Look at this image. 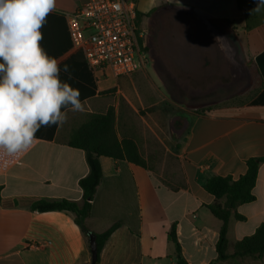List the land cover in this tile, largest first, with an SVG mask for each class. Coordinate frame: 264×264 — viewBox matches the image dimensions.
I'll use <instances>...</instances> for the list:
<instances>
[{"label":"crops","instance_id":"1","mask_svg":"<svg viewBox=\"0 0 264 264\" xmlns=\"http://www.w3.org/2000/svg\"><path fill=\"white\" fill-rule=\"evenodd\" d=\"M86 1L57 0L56 10L42 28V47L61 62V79L79 89L84 110H65L67 122L56 125L52 139L45 136L52 125L41 127L36 143L18 163L0 166V264H92L89 236L72 213H41L33 211L32 205L38 199L83 203L79 182L89 167L85 152L69 147L68 139L91 114H104L109 108L117 115L119 138L136 142L147 167L100 158L103 179L86 226L92 234L118 226L96 264H177L179 257L169 240L174 225L181 258L187 264H264V256L217 260L222 222L207 208L215 198L205 189L209 178L237 180L246 173L248 159L264 157L263 79L247 104L213 106L185 115L167 112L163 90L148 83L141 67L129 76L116 77L111 71L96 74L83 53L72 47L65 15ZM135 1L138 23L145 32L153 31L163 15L169 20L165 31L177 19L192 18L207 29L210 20L226 19L235 32H245L246 12L237 0ZM165 35L166 60L175 69L191 77L213 75L223 54L210 30L208 36L178 38L175 47ZM64 65L69 66L71 79L63 72ZM142 78L144 84L138 83ZM259 100L263 102L253 105ZM172 120L174 131L170 130ZM253 193L256 200L234 212L245 220L234 215L229 222V255L236 243L264 224V163Z\"/></svg>","mask_w":264,"mask_h":264},{"label":"trees","instance_id":"2","mask_svg":"<svg viewBox=\"0 0 264 264\" xmlns=\"http://www.w3.org/2000/svg\"><path fill=\"white\" fill-rule=\"evenodd\" d=\"M237 3L238 7L246 12L245 34L248 51L264 83V4L258 3V0H237ZM257 8L258 10H256ZM210 22L224 33L236 35L231 21L212 19ZM262 102L260 100L255 101L253 105H259ZM55 129L56 125H52L45 136L52 139ZM68 146L81 150L86 155L89 173L79 182L83 191V203L78 204L67 199H38L33 203L32 210L41 213L70 212L75 216V223L88 236L91 232L86 226V220L91 214L97 188L103 179L100 158L108 157L115 161H126L143 168L147 166L136 142L131 138H119L117 115L114 108H109L104 114H91L84 123L72 130L68 139ZM262 163H264V157L250 158L246 162V173L239 179L235 180L230 176H213L205 184L206 191L215 198V202L207 208L214 217L222 222L216 246L218 261L245 258L260 259L264 256V224L260 225L253 235L236 243L234 253L231 255L228 254L229 243L227 238L231 218L235 215L237 220H245L243 216L234 214L236 209L256 200L253 190ZM117 226L118 224H115L102 234L93 233L97 250L96 263L99 262L105 243ZM169 240L175 245L179 257L177 264H187L181 258L176 225L172 226Z\"/></svg>","mask_w":264,"mask_h":264},{"label":"clouds","instance_id":"3","mask_svg":"<svg viewBox=\"0 0 264 264\" xmlns=\"http://www.w3.org/2000/svg\"><path fill=\"white\" fill-rule=\"evenodd\" d=\"M56 6L57 0H0V159L28 152L41 127L62 126L67 111L84 110L79 89L61 79V62L41 45ZM63 72L72 78L68 65Z\"/></svg>","mask_w":264,"mask_h":264},{"label":"rangeland","instance_id":"4","mask_svg":"<svg viewBox=\"0 0 264 264\" xmlns=\"http://www.w3.org/2000/svg\"><path fill=\"white\" fill-rule=\"evenodd\" d=\"M167 22L169 20L166 15L158 18L157 27L153 31L146 30V37L140 46L142 57L140 71L148 74L149 84L156 83L163 90L167 112L175 110L176 115H185L187 111L203 113L213 106L243 105L253 99L262 82L249 54L244 30L240 29L235 32L236 35H231L224 33L210 22L205 24L209 25L210 32L220 42L223 57L212 76L191 77L183 75L180 70L174 68L172 62L166 60L163 42L166 38L164 30ZM223 65L224 70L221 72ZM144 81L145 79L142 78L138 83L144 84ZM202 90L205 91L199 92ZM174 129V120H172L170 130L174 131Z\"/></svg>","mask_w":264,"mask_h":264},{"label":"built area","instance_id":"5","mask_svg":"<svg viewBox=\"0 0 264 264\" xmlns=\"http://www.w3.org/2000/svg\"><path fill=\"white\" fill-rule=\"evenodd\" d=\"M65 17L72 47L83 53L93 73L121 77L140 69L146 32L139 26L135 0H87ZM24 154L0 159V166L14 165Z\"/></svg>","mask_w":264,"mask_h":264},{"label":"flooded vegetation","instance_id":"6","mask_svg":"<svg viewBox=\"0 0 264 264\" xmlns=\"http://www.w3.org/2000/svg\"><path fill=\"white\" fill-rule=\"evenodd\" d=\"M196 21L193 22L192 19H187L186 21L175 20L171 26L167 27L166 33L168 34V39L173 42L175 47L176 42L182 39H187V37H203L208 36L209 29L203 27ZM166 29V27H165ZM165 31V30H164ZM179 38V40H177ZM215 38V37H214ZM216 39V38H215Z\"/></svg>","mask_w":264,"mask_h":264},{"label":"water","instance_id":"7","mask_svg":"<svg viewBox=\"0 0 264 264\" xmlns=\"http://www.w3.org/2000/svg\"><path fill=\"white\" fill-rule=\"evenodd\" d=\"M88 236H89V241H90V245H91L92 264H96V261H97V250H96L95 238H94V235L92 233H89Z\"/></svg>","mask_w":264,"mask_h":264}]
</instances>
